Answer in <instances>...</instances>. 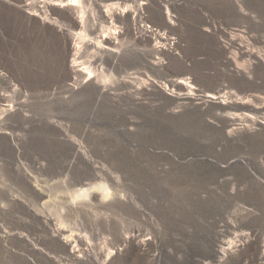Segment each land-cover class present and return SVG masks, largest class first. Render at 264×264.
Masks as SVG:
<instances>
[{"label": "rangeland", "instance_id": "374dc122", "mask_svg": "<svg viewBox=\"0 0 264 264\" xmlns=\"http://www.w3.org/2000/svg\"><path fill=\"white\" fill-rule=\"evenodd\" d=\"M66 1L0 0V264H264V0Z\"/></svg>", "mask_w": 264, "mask_h": 264}, {"label": "bare ground", "instance_id": "6f19581e", "mask_svg": "<svg viewBox=\"0 0 264 264\" xmlns=\"http://www.w3.org/2000/svg\"><path fill=\"white\" fill-rule=\"evenodd\" d=\"M54 1V0H53ZM56 1V6H59V7H64V5H66V4H63V0H55ZM65 1V0H64ZM73 0H67L66 2H67V4L68 5H75V3H73L72 2ZM55 3V2H54ZM67 6V5H66ZM82 13V12H81ZM116 14V13H115ZM121 14V13H120ZM83 15V14H82ZM82 18H83V16H82ZM80 19V18H79ZM84 19V18H83ZM81 24H82V22H81ZM83 25V24H82ZM81 38H83V35H82V37ZM104 38V37H103ZM106 38V37H105ZM107 40V39H106ZM110 48V47H109ZM74 65V64H73ZM89 76H90V74H89Z\"/></svg>", "mask_w": 264, "mask_h": 264}]
</instances>
